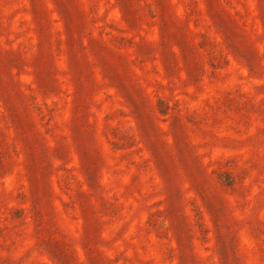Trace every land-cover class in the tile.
I'll return each mask as SVG.
<instances>
[{"label":"rangeland","instance_id":"obj_1","mask_svg":"<svg viewBox=\"0 0 264 264\" xmlns=\"http://www.w3.org/2000/svg\"><path fill=\"white\" fill-rule=\"evenodd\" d=\"M0 264H264V0H0Z\"/></svg>","mask_w":264,"mask_h":264},{"label":"trees","instance_id":"obj_2","mask_svg":"<svg viewBox=\"0 0 264 264\" xmlns=\"http://www.w3.org/2000/svg\"><path fill=\"white\" fill-rule=\"evenodd\" d=\"M78 73H81V71H79ZM163 102V101H162ZM163 104V103H162ZM162 104L160 103V101H158V108L159 107H161L162 106ZM165 105V104H164ZM163 105V106H164ZM165 108V110H166V112L168 111V107L166 108V107H164ZM160 112H164L163 110H162V108H161V110H160Z\"/></svg>","mask_w":264,"mask_h":264}]
</instances>
